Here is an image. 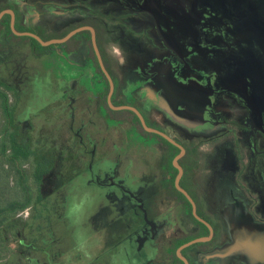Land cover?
I'll return each mask as SVG.
<instances>
[{"label": "rangeland", "instance_id": "obj_1", "mask_svg": "<svg viewBox=\"0 0 264 264\" xmlns=\"http://www.w3.org/2000/svg\"><path fill=\"white\" fill-rule=\"evenodd\" d=\"M6 7L16 8L20 29L47 39L97 23L122 100L188 149L186 185L217 232L183 256L209 247L200 264L220 256L264 264V0H0ZM0 31V79L19 98L8 93L18 139L32 134L54 154L44 200L1 230L24 244L0 264H144L152 225L165 224L160 246L182 225L197 231L191 208L168 197L175 151L137 120L106 118L108 84L90 61V36L67 56L57 45L35 52L9 25ZM151 195L163 202L159 218ZM175 253L162 248L158 261L175 264Z\"/></svg>", "mask_w": 264, "mask_h": 264}, {"label": "trees", "instance_id": "obj_2", "mask_svg": "<svg viewBox=\"0 0 264 264\" xmlns=\"http://www.w3.org/2000/svg\"><path fill=\"white\" fill-rule=\"evenodd\" d=\"M43 39L47 40L46 38ZM27 40L31 42L36 52L46 49L32 38H27ZM101 52L106 62L105 55L103 51ZM92 60L95 62L96 70L100 72L94 55L92 56ZM8 93L15 95L16 102H18L19 98L15 89L7 86L0 79V108L4 123L0 128V202H5V206L0 204V250L2 249L5 251H0V261L3 260L5 256L4 253H12V245L22 247L24 244L21 233L10 232L13 234H9L6 237L5 235L7 233L3 234L1 230L5 229L4 227L12 229L16 226L17 222H23L21 218H18V215L25 210L36 207L44 200L45 193L43 192V185L45 186V180L54 168V154L48 151V146H43V148L40 146L37 147V145L31 141L33 140L32 134L29 136L31 139L29 142L27 140L19 141L18 137L21 127L17 124L16 120L17 104L15 105L10 102ZM148 125L161 130L159 125L155 123H148ZM31 128L33 129L34 127L32 126ZM144 135L155 137L165 143L170 149L175 151V156L179 154V149L169 144L160 136L148 133H144ZM186 159L185 157L180 162L185 171L181 186L194 197L193 193L186 185L187 176L189 174L184 164ZM168 168L172 172L178 173L170 161L168 162ZM11 183L13 185H10ZM29 183H31V185H29ZM12 186L15 187V190H13ZM170 197L181 199L189 205L185 197L175 188L174 182H172L170 186ZM199 215L203 216L200 211ZM193 220L202 228L203 232L189 235L184 241L178 242L175 249L191 240L207 235L208 229L195 219Z\"/></svg>", "mask_w": 264, "mask_h": 264}, {"label": "flooded vegetation", "instance_id": "obj_3", "mask_svg": "<svg viewBox=\"0 0 264 264\" xmlns=\"http://www.w3.org/2000/svg\"><path fill=\"white\" fill-rule=\"evenodd\" d=\"M8 10H11V11H13L14 12V14H15V18H16V21H15V28H16V30L18 31V32H21V33H24V32H30V33H34V34H36V35H38V36H41V37H43V38H46V37H44L43 35H41V34H39V33H37V32H34V31H30V30H23V29H20L19 27H18V19H19V15H18V12H17V10H16V8H13V7H6V8H3V9H0V14L1 13H3V12H6V11H8ZM11 21H12V16H11V14H9V13H5L4 15H3V17L0 19V29H3V28H5L7 25H9V28H10V31H11V33H12V36L14 37V38H19V39H27L28 37H18V36H16V35H14V33L12 32V29H11ZM81 27H92V28H94V30H95V32H96V37H97V44H98V47H99V50H100V53H101V55H102V52L101 51H103V53H104V55H105V58H106V62H105V60H104V57H103V55H102V59H103V62H104V65H105V67H106V69H107V71H108V73L110 74V76L112 77V79H113V82H114V91H113V94H112V97H111V100H112V106L115 108V109H113V108H111V106L109 105V102H108V97H109V95H110V92H111V89H110V84H109V82H108V80H107V78H106V76L104 75V73L102 72V70H101V68H100V66H99V63H98V60H97V57H96V55H95V52H94V49H93V46H92V42H91V56L89 57L90 58V61L91 62H93V64H94V67H95V71H97L96 70V66H95V62L92 60V56L94 55L95 56V58H96V61H97V63H98V66H99V68H100V74L103 76V78L106 80V82H107V84H108V95H107V98H106V108H107V110H108V112L110 113V114H108V116L106 117L107 119H109V120H111V121H113V122H129V121H132V120H137L138 122H139V124L141 125V127H142V124H141V122H140V119H139V117H138V115L135 113V112H133L132 110H128V109H119V108H122V107H132V108H135L136 110H138L141 114H142V116L144 117V119H145V121H146V123H147V125H148V123H154L149 117H148V115L143 111V109L141 108V107H139L140 105L139 104H137L136 102H125V101H123L122 100V98H121V96H120V84H119V82H118V78H117V75H116V73L114 72V70L112 69V67H111V65H110V61H109V59H108V56H107V54H106V52H105V50L103 49V46L101 45V29H100V27H99V25L97 24V23H89V24H83V25H79L78 27H76V28H73V30H70L69 32H67L66 34H63V35H61V36H59V37H57V38H51V39H47V40H45V41H49V40H53V39H61V38H64L65 36H67L69 33H71L72 31H74V30H76V29H78V28H81ZM1 32V31H0ZM82 35H88V36H90V40H91V32L90 31H83V32H81V33H79V34H77L75 37H73L72 39H70L68 42H66L65 44H60V45H57V46H62V48L64 49V51L66 52V54H67V56H70V55H73L74 53H76L77 52V49L79 48V45H80V42H77L78 41V38L80 37V36H82ZM42 38V39H43ZM44 40V39H43ZM52 46H56V45H52ZM49 47H51V46H49ZM49 47H44V48H49ZM32 49L34 50V48L32 47ZM35 51V50H34ZM36 52V51H35ZM109 67V68H108ZM117 79V80H116ZM149 126V125H148ZM150 127V126H149ZM160 127V126H159ZM151 128H153V127H151ZM161 128V130L160 129H157V128H154V129H157V130H160V131H162V132H164L165 134H167L164 130H163V128L162 127H160ZM142 129H143V133H148V132H146L145 130H144V128L142 127ZM148 134H151V133H148ZM152 135H156V134H152ZM168 135V134H167ZM157 136H159V135H157ZM169 136V135H168ZM161 137V136H160ZM169 137H171V136H169ZM162 138V137H161ZM172 138V137H171ZM164 139V138H163ZM172 139H174V138H172ZM165 140V139H164ZM176 142H178L179 144H181V142H179L178 140H176V139H174ZM168 142V141H167ZM169 143V142H168ZM170 144V143H169ZM172 145V144H171ZM184 148H185V146L183 145V144H181ZM175 147V146H174ZM178 149V148H177ZM186 149V148H185ZM180 151V150H179ZM179 154H180V152H179ZM178 154V155H179ZM186 154H187V149H186ZM176 157V156H175ZM174 157V158H175ZM186 157V155L183 157V159ZM174 158H173V160H174ZM182 159V160H183ZM173 160H172V166H173ZM181 160V161H182ZM180 161V162H181ZM180 162H179V164H180ZM180 166H181V164H180ZM174 167V166H173ZM182 167V166H181ZM175 168V167H174ZM183 168V167H182ZM176 169V168H175ZM177 170V169H176ZM183 170H184V168H183ZM178 171V170H177ZM184 174H185V171H184ZM177 175H178V173H177ZM177 177V176H176ZM183 177H184V175H183ZM183 179V178H182ZM175 180H176V178H175ZM175 180H174V186H175ZM182 181V180H181ZM111 184H115L114 183V181H111ZM116 185V184H115ZM170 186H171V184H170ZM182 187V186H181ZM176 188V187H175ZM183 188V187H182ZM184 189V188H183ZM186 190V189H185ZM178 191V190H177ZM187 191V190H186ZM190 191L193 193V195H194V197L193 196H191V194H190V196L193 198V200L195 201V203H196V205H197V211H198V215H199V211L201 212V204H200V202H199V199L197 198V196L194 194V192L190 189ZM179 192V191H178ZM182 194V193H181ZM183 195V194H182ZM184 196V195H183ZM168 197H169V199H171V201H173V202H178V201H180L181 199H174V198H172V197H170V190H169V194H168ZM185 197V196H184ZM131 198H134V199H136V201L138 200V196L137 195H131ZM185 199H186V197H185ZM148 200H149V206H150V208H151V211H152V213L155 215V217H158L157 216V214L159 213V211L163 208V202H161L160 201V199L159 198H157L156 196H154V197H152V195L150 196V198H148ZM187 200V199H186ZM187 202L189 203V201L187 200ZM183 203L184 204H186L184 201H183ZM188 205V204H187ZM189 205H190V207H189ZM189 205H188V207L189 208H191V212H192V206H191V204L189 203ZM124 212H126V211H124ZM201 214H202V212H201ZM203 215V214H202ZM200 216V215H199ZM154 217V218H155ZM201 218H203L205 221H207L211 226H212V228H213V230H214V235H213V237H212V239L210 240V241H208V242H202V243H198V244H195V245H193V246H191V247H188V248H186L185 250H183L182 251V256H183V254H184V252L186 251V250H188V249H191V248H195V247H198V246H206V244L207 243H210V242H212L213 241V238H214V236H215V234H216V232H217V229H216V226L212 223V221L207 217V216H200ZM230 217H232V218H235L236 219V217L233 215V216H230ZM159 218V217H158ZM158 218H155V220H156V222L158 221L157 219ZM193 219H195L194 217H193V213H191V220H192V222H193V224L195 225V229H197V231H188V232H185L186 231V229L184 228V225H182V227L180 228V229H182V231H183V233L182 234H180V233H178V231H176V232H174L173 234H171V235H169V237L167 238L168 240H167V242H164L163 243V245H161L160 246V244H157V241H158V238H159V235H161V233H165L164 231H163V229L161 228V222H159V225H157V224H155V225H152L153 226V228L154 229H150V231L148 232V236L146 237V240L148 239L149 240V244H153V245H149V246H145L141 251H140V256H141V258H142V256H143V254H144V251H145V249H147V248H149V249H151V250H153V248L155 247V249H156V254H157V258H155V263L156 264H160V262L158 261V259H159V257H160V249L162 250V248L163 249H168V250H171V248L173 247V249H175V246H176V244L178 243V242H182V241H184L189 235H191V234H199V233H201L203 230H202V228L200 227V226H198L196 223H195V221L193 220ZM190 220V219H189ZM196 220V219H195ZM197 221V220H196ZM199 222V221H198ZM199 223H201V222H199ZM192 224V223H191ZM201 224H203V223H201ZM204 225V224H203ZM205 226V225H204ZM207 229H208V227L207 226H205ZM147 228H149V226L147 227ZM160 229H162V232L161 233H159V235H158V232L160 231ZM179 229V230H180ZM163 235H165V234H163ZM210 236V230L208 229V236H203V237H200V238H204V237H209ZM165 236H163V238H164ZM197 239H199V238H197ZM195 240V239H194ZM191 241H193V240H191ZM156 242V243H155ZM190 242V241H189ZM188 243V242H187ZM157 244V245H156ZM186 244V243H185ZM146 245V244H145ZM164 245H166V246H164ZM184 245V244H183ZM182 245V246H183ZM162 246H164V247H162ZM162 247V248H161ZM181 247V246H180ZM180 247H178L177 249H176V253H175V256H174V262H175V264L178 262L179 264H184V262H183V260H181L179 257H178V255H177V251H178V249L180 248ZM209 249V247H206V248H200V250L199 251H196V252H198V259H199V262L201 263V262H205V259H203L202 260V257H204L203 255H202V253H206V251ZM201 253V254H200ZM184 257V256H183ZM185 258V257H184ZM178 259V260H177ZM186 259V258H185ZM188 262H189V264H193V262L191 261V258H188V259H186Z\"/></svg>", "mask_w": 264, "mask_h": 264}, {"label": "water", "instance_id": "obj_4", "mask_svg": "<svg viewBox=\"0 0 264 264\" xmlns=\"http://www.w3.org/2000/svg\"><path fill=\"white\" fill-rule=\"evenodd\" d=\"M5 13H9L11 14L12 16V21H11V29H12V32L14 33V35L18 36V37H28V38H32L34 40H36L42 47H49V46H52V45H60V44H65L66 42H68L70 39H72L73 37H75L77 34L83 32V31H90L91 32V42H92V46H93V49H94V52H95V55L97 57V60H98V63H99V66L102 70V72L104 73V75L106 76L109 84H110V89H111V92H110V95L108 97V102H109V105L111 106V108L115 109L113 106H112V100H111V97H112V94H113V91H114V82H113V79L112 77L110 76V74L108 73L105 65H104V62H103V59H102V55L100 53V50H99V47H98V44H97V37H96V32L94 30V28L92 27H81V28H78L74 31H72L71 33H69L67 36H65L64 38H61V39H53V40H49V41H45L43 40L40 36L34 34V33H30V32H24V33H21V32H18L15 28V21H16V18H15V14L13 11L11 10H8L6 12H3L0 14V19L3 17V15ZM119 109H128V110H132L133 112H135L139 119H140V122L142 124V127L144 128V130L148 133H151V134H156V135H159L161 136L162 138H164L166 141H168L170 144H172L173 146H175L176 148H178L180 150V154L177 155L174 160H173V166L178 170V175L176 177V180H175V187L176 189L182 193L186 199L189 201V203L191 204L192 206V213H193V217L203 223L205 226L208 227V229L210 230V236L209 237H204V238H199V239H195L193 241H190L186 244H184L183 246H181L178 251H177V255L178 257L183 260L184 264H189V262L182 256V251L185 250L186 248L188 247H191L195 244H198V243H202V242H208L212 239L213 235H214V230L212 228V226L207 222L205 221L203 218H201L199 215H198V211H197V205L195 203V201L193 200V198L190 196V194L181 187V180L183 178V175H184V170L183 168L180 166L179 162L183 159V157L186 155V149L181 145L179 144L178 142H176L174 139H172L171 137H169L167 134H165L164 132L160 131V130H157V129H154V128H151L147 125L144 117L142 116V114L136 110L135 108H132V107H122V108H119Z\"/></svg>", "mask_w": 264, "mask_h": 264}, {"label": "crops", "instance_id": "obj_5", "mask_svg": "<svg viewBox=\"0 0 264 264\" xmlns=\"http://www.w3.org/2000/svg\"><path fill=\"white\" fill-rule=\"evenodd\" d=\"M217 188V187H216ZM213 201H215L216 202V200L215 199H213ZM217 203V202H216ZM237 219V218H236ZM161 228H163L164 226H165V224H163V223H161ZM230 224L228 223L227 224V227L229 226ZM228 230H229V232H230V227H228L227 228ZM234 231H236V229L235 228H233V232ZM159 233H161V229H160V231L158 232V235H159ZM208 251V250H207ZM206 251V252H207ZM205 253V252H204ZM204 253H202V254H204ZM199 254H198V252H192L191 253V261L193 262V264H200V262H199V259H198V256ZM142 260H143V262H144V264H156L155 263V258H157V254H156V249H155V247L153 248V250H151V249H149V248H147V249H145V251H144V254H143V256H142ZM214 260V259H213ZM220 264H222L223 262H224V258H223V256H220ZM206 261V260H205ZM208 261H211V260H208ZM216 261V260H215ZM219 263V261L218 262H215V264H218ZM209 264H212L211 262H209Z\"/></svg>", "mask_w": 264, "mask_h": 264}]
</instances>
